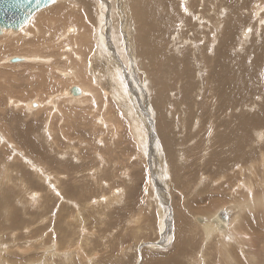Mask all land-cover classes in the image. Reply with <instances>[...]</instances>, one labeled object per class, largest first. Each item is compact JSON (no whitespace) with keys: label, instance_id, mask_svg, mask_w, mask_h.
I'll use <instances>...</instances> for the list:
<instances>
[{"label":"rangeland","instance_id":"1","mask_svg":"<svg viewBox=\"0 0 264 264\" xmlns=\"http://www.w3.org/2000/svg\"><path fill=\"white\" fill-rule=\"evenodd\" d=\"M104 1L106 3H109L112 0L111 1L110 0H104ZM113 1L116 2L117 4L113 3V2L109 3L110 4L109 8H107V10H105V12H106L105 19L106 20L104 21L103 26H101V28H102V33L107 34V37L110 40L109 52L112 55V59L114 61H116L118 64H121V62L123 64V62L125 61V57L123 56L124 54H122L121 50H118V47L115 44V39L116 40H119V39L122 40L125 37H120L119 30H117V32H115L114 28L115 29H118V28L114 26L113 18L119 19L117 12H118V14H121V12L117 6H119L120 1H124V0H118V1L113 0ZM163 1H165V0H163ZM188 1L190 4L186 3ZM192 1L193 0H171V1H167L165 3L166 9H168L170 7L169 9L173 10V12L175 13L172 16H168L170 18L165 17L161 21L164 26L167 23L171 22L170 19H173L175 22L174 23L172 21V23L170 24L169 27H172V28H170V30L161 31V32L165 31L164 33L168 34L167 48L169 50L166 49V53H167L166 55L173 54V51H172V53H169L172 50L173 45L178 46V47L181 46V47H184L185 49L187 46L190 47L191 44L195 43V40L191 41V37L195 38L197 41H200V39L204 38V41H205V43L203 44L204 46L206 44H209L210 42L216 41L217 44H215V45H216L217 51L218 50L222 51V49H229L230 52H232L233 57H231L232 59H229L231 61H229L228 58L223 57L224 61L227 62V64L229 65L230 68H235V69H237L236 68L237 65H240L242 63L244 64L245 74L242 75V76H244V81H243V84L241 86L251 89L252 91L250 92V94H253V95H249V98L246 101L247 102L246 105L248 103L250 104V102L253 103L252 104L253 111L249 112L246 109H244V111L240 110L238 112L245 113V114L250 113L249 115H254L256 113H260V111L262 110L261 109L262 105L260 103V100L264 104V95H263L264 94V88H263L264 87L263 86L264 85V75H263L264 74V60L261 61V64H260V62L257 63L256 59H257V57H259L258 56L259 54L256 53V50L260 51V49H261L262 52H264L263 51V49H264V29L261 30V33H260L261 34L260 38L262 37V39L256 38L257 39L256 40L255 37H252L251 42H254L255 44L250 42L251 44H249V46L247 45L246 46L247 48L243 47L244 50L238 51V52H240L238 54V52L235 51L236 45L238 43H236L235 46L222 45V42L228 36L226 31H225L227 28V25H226L227 21H225L223 23V24H225L224 27L226 26V28H223L219 33L215 32V29H217L219 27L218 25L220 24V21H221L219 16L222 13V9L225 8V6H224L225 0H212V2L215 1L216 8L213 6L208 7V5L210 3L207 6L203 7L202 4L200 3V2H202V0L194 1V2H196V4H194V2L192 3ZM64 2H65L64 0H60L59 3L55 4V6L53 5L52 8L48 9L52 13L47 11V9L44 10L45 14L48 15V19H50V17L52 16V14L55 13V11H57L58 9L65 6V4H62ZM126 2L128 4L129 3L131 4L132 2L135 3L136 1L135 0H126ZM143 2L145 3L144 4L145 7L147 8L146 2L145 1H143ZM238 2H240L241 4H243L244 2L248 3V4L250 3L248 5V8L250 9V7L252 8L253 5H255V4L261 5L262 3H264V0H257V1L256 0H249V1L238 0ZM123 3L120 2V4H123ZM93 4L96 7V2L95 3L93 2ZM181 4L182 5L186 4L184 7L185 8L189 7L194 16H195V14H197L195 16V17H197V19H200V16H201L202 20H203L204 16L206 17V20H204L203 23H201L203 25L202 26L200 25L202 28L197 27V23L195 21L191 20V16L189 15L188 12L186 13V10L180 9L182 7ZM112 5H115V6H112ZM199 5L201 8L199 7ZM213 5H214V3H213ZM230 5H231V7L226 6L227 10L225 9V11L227 12V15H228L227 20H230L229 16H231V18H236V16L234 15V10L232 11L233 4L230 3ZM192 6H194V8ZM70 7L74 8L76 13H73V11L70 9ZM179 9L182 11H180ZM198 9H200V10H198ZM52 10H54V11H52ZM112 10L113 11L115 10V11L113 12ZM70 11L72 12V15H74L76 17H83L84 18V16H85V18L84 19H78V18L71 17L70 21L66 20L65 16H67ZM203 11H206V13H203ZM48 12L50 15L48 14ZM42 13H44V12H42ZM181 14L184 15V17ZM61 15H62V18H60L61 16L59 15L57 18L55 17V20H48L49 22L47 21L48 26L44 27L46 30L45 33L41 28V35L39 36L38 40L36 41V45L31 46V47H36V48L40 49V51H42L44 53L43 54L44 57H51L52 58L50 61H45L48 64H45L43 61H31V60H29V62H27V63L12 64V63H8V59H7L6 64L0 67V77H1L0 78V94H2V95H0V128H1L0 129V139H1L0 140V175H1L0 176V188L2 187L0 190V194L5 195L8 192V193H12V195H9V196H11V197L13 196L12 197L13 199L11 198V204L9 203V205H6V207H5L6 209H3V210H5L4 214L0 212V264H165V263L166 264H203L204 262H206L205 264H227V261H226V250L227 249H225V248L218 249L215 247V245L222 246V244L224 243V241L226 239L228 242L229 241V235H224L222 237L221 236L219 237L218 235H213L211 237L210 242H208V240L204 238V233H203L204 230H203L202 226H200V223L205 222V221H206V223L207 222L212 223L213 220L211 218L217 211H222L224 208H226V206L229 207L232 204L236 206L238 203V206H239L240 205L239 202H244V200L249 197V191H248V193H246L247 190L244 187V183L248 179L247 176L249 174L248 170H246V169H248V165H249L248 163L249 162H252L253 160H255V158H257L259 156L261 157L262 155H264V137L262 139L258 138L260 140V146L262 148L261 152L259 150L256 152L255 147H257V146L254 147V144L256 143V140H254V138L251 140L250 143H248V145L244 146L241 149V151H243L241 153L243 158H244L243 162L245 163V164H243L244 170H242L244 172L243 176L242 175L236 176L234 174V171H228L229 168H232L231 165L233 166L235 164V162L230 163L231 165L228 164L229 166H227V168L225 167V168L221 169L220 167L222 164L220 163V161L225 158L224 156L226 155V153L225 154L219 153L221 151V147L219 146V144L216 145L217 146L216 147V146H212L209 143V140H208L209 138H206V135L208 132L206 129H208L209 123H206V124L204 123L205 121L208 122V121L213 119V117H212L213 115L211 114V112H212L211 107L216 103L214 102L215 100L212 101V103H211V100L213 99L214 94H211L212 97L210 96V94L207 95L206 100L200 99V100H202L201 101L203 103L202 104V103H199L200 100L198 98H196L198 96V92L196 90H193L192 97H190L189 99H191V98L193 99V96H194L195 97L194 100H196L195 101L196 103H194V101L192 99L188 100L189 101L188 103L191 102L190 107H189L190 111L188 112V104L187 103L186 104L178 103L177 98H176V106L177 107L175 108L174 107L175 102L171 101V99L174 98V96L171 97V94L173 92H174L173 94H175V93L178 94L179 91L177 90V87L178 86L180 87L181 85L179 83H177L175 85V88L174 87L168 88L167 92L170 93L171 90H173V92L171 91V94L169 95L170 98L168 100H170V101L168 102V100H167V102H166V99H167L165 96L166 90L160 89L161 92H163V94H162L160 91H158V90L156 91V89H154V86H155L154 84H155L156 80L150 81V78L148 77V78L144 79L145 81L144 80L140 81V80H142L141 77H143L141 75V73L144 72V71H142V67H143V64L146 62V60H144V59L134 60V62H129V63H128V60L125 61L124 65L125 66L127 65L126 70L123 68V65L121 64L122 65L121 66L122 73L124 72V75L126 77H127V75L130 76L127 78L125 76H124V78L122 76L121 77H122V81H123L124 86L126 87L125 84L128 85L127 93H128L129 101L131 98L134 99V100H132V101H134V103H133L134 108L136 109L137 112H139V113L141 112L140 113L141 118H144L146 120V123H145L146 131L145 132L149 136L147 138L148 139L147 140L148 145H147L146 155H145V153L140 152L139 147H137V144L135 143V140H136V137L134 136L135 134H132V131L129 130L131 127V123H130L129 118L127 117L128 113L125 112V110L124 111L121 110L124 108L120 109V107L117 106V105H119L118 102H116V100L113 99V97L111 95H109L108 92H107V94H106V92H100L102 95H100V93H99V96H98L99 98L96 101V103H94V104H92L91 102H88L87 105L81 106L78 104L75 105L72 103H67L65 101L64 102L61 101L59 103L60 106L56 107V109H59L60 112L55 113L57 116L56 115L52 116L53 117L52 120L54 121V119H55L54 125L52 124L53 122L51 120V117H50V120L48 119L49 118L48 117L49 112H46V111L43 112V111H41L42 109L37 108V109H39L38 112L41 111V112H39L40 116H38L39 113L38 114L36 113L37 109H36V111L31 112V113L30 112L26 113V111L24 109L23 110L17 109L19 111H17V110L13 111L12 107L9 106V102H10L9 98L10 97H12L11 99H13V100H19L20 99V101H23V102H28L27 100H30L32 102H38L37 98H39V99L43 98V100H45L47 98L46 93L56 95L59 92L58 90L62 91V90L67 89L70 86L66 83L62 84V82L59 81V79H63V78L57 72L59 68L67 71L66 68L71 67L70 65L63 63V60L61 58L63 54H67V53H66V49H64V45L62 44V41H60V42L58 41L59 37H61L62 34L64 33L63 29H65V28H61L60 23L64 27H66L65 26L66 24H67V26H73L72 20L75 22L74 19H78V22L80 21L83 23L82 24V31H83V26H84V28L86 27L85 28L86 30L84 31L85 33H89V34L92 33L93 34L92 36L95 37L100 32L99 29L98 30L96 29L95 22H94V28L88 26L89 24L91 25V22L89 20H87L88 14L86 11H84L83 7L80 4L74 5L73 1L71 3L69 2V4H67L64 7V12ZM93 15H94V13H93ZM174 16L176 17V19L173 18ZM178 16H179V18H178ZM246 16L249 17V16H251V14H247ZM207 18L208 19L211 18V21L208 22ZM38 19H42V18L40 17ZM38 19H35L34 25L31 26L32 29H31V27L26 29L27 32L25 30L23 31V28H22V30H20L19 32H16V33L7 32L8 36L6 35V33H4L2 36H0V59L1 60H3L4 58L6 59L7 57L10 58V57H19V56H23V55L25 56L26 55V53L20 54L21 52L18 53L17 50H15L14 48L12 49L11 46H7L6 45L7 42L5 41V38H8L9 36L13 38V37H15V35H18V33H21L24 36L27 35V33L30 31H32L34 33L35 32L34 28L36 29L35 22L37 21L36 23L38 24V22H39ZM59 19H61V20L58 21ZM93 19L94 20L98 19L97 15L96 16L94 15ZM107 19H109V20H107ZM164 19H166V20L168 19L167 22ZM250 21H251V25L255 26V27H253L254 31L258 32V27L256 25V24H259L258 18L253 19V16H252ZM40 22H41V20H40ZM55 22H56V25L54 24ZM232 22H233V20H232ZM248 23H250V22H247V23L241 25L242 27L240 28V30H238L237 42H239V40L242 39L241 38L242 32L247 27L246 25ZM194 25H196L197 31H196L194 36H191L193 34L192 30L194 29L193 28ZM120 26H121V23H120ZM231 26L232 25L230 24L229 27H231ZM259 26H260V24H259ZM89 27H90V30H88ZM180 28H181L183 34L179 33ZM55 30H56V32L54 34L53 31H55ZM241 30H243V31H241ZM109 31L110 32L112 31L114 33L113 44L111 43L110 35H108L110 33ZM252 31H253V29H252ZM209 32H210V34L207 35ZM198 34H199V36H198ZM23 35H20V37H24ZM171 36L174 38H172ZM184 39H185V41H183ZM202 42H203V40L200 42V44ZM90 43H91V46L89 48V54L91 56L89 55L87 59L89 60V58L94 57L93 58L94 61H93V59H91V60H89L91 63L89 61L87 62L88 64L89 63L91 64V66H90V64L88 66V68L90 70L89 72L91 75L95 76L97 79H98V75H99V79L104 78V76H103L104 71H103L102 66L100 65V62L98 61V57H97L98 55L96 53L97 52V50H96L97 45L93 41ZM171 43H173V44L171 45ZM111 44H112V46H111ZM179 44H181V45H179ZM258 45H260V46H258ZM68 46H69V44H68ZM253 47H254V50H253ZM257 48H260V49H257ZM248 49H249V51L253 52L252 53L253 55L251 54V52L248 51ZM243 51H245V52H243ZM254 52L256 54H254ZM235 54L236 55L238 54L237 56L239 57L238 58L239 61L234 56ZM244 54H245V56H244ZM119 56L120 57L123 56L124 59H123V57L121 59ZM199 56H200L199 52H197L196 58L198 59L197 60L198 62L195 63V67H194L197 76L199 75L198 77L195 76L196 79L198 78L197 80L195 79L198 82L197 86L202 85L201 81L204 80V78H202V73H200L203 63L201 64V62L199 61L200 60ZM240 56L242 58L248 56V58H244L242 60V58ZM95 57H97V58H95ZM249 57H250V59H249ZM262 58L264 59V54H263ZM73 59H75V58L73 57ZM238 62H239V64H238ZM56 63H57V65H55ZM197 63H198V65H197ZM230 63H232V64H230ZM17 64H22L23 66H12V65H17ZM88 64H86V65H88ZM93 64H94V66L92 67ZM101 64L103 65L105 63L102 62ZM257 64H259V65H257ZM40 65H42V66H40ZM209 65L212 67H210ZM209 65H208V67H209L208 71H207V68L204 71L206 73L209 72L208 75L210 77V75L212 73L211 70H219V69H217V66L215 67L214 61H211ZM199 66H201V67H199ZM261 68H263V69H261ZM258 69H261V71ZM144 70L147 71V68ZM111 71L115 72L118 70L115 67H111ZM249 71L250 72L252 71L255 74H253L252 72H251V74H249L250 73ZM4 75H6V76L4 77ZM83 77L84 76H82V78ZM245 77H247V79ZM34 78H35V80H34ZM147 80L149 82H147ZM167 80H169V79H167ZM167 80H165V81L167 82ZM249 80L251 83L249 82ZM256 80H258V81H256ZM45 82L51 83V85L45 86V88L47 87V89H43V87H42ZM143 82L145 83V85ZM139 83H143L142 85L147 86V89L144 88ZM258 83H260V84H258ZM150 84H151V87H153V88H151V90H149ZM198 84H200V85H198ZM104 85L107 87V83H104ZM152 89H153V92L151 93ZM162 90H164V91H162ZM154 92H156V93H154ZM159 92L163 95V98L160 99L161 103H164L163 105H165L168 109L165 106H162V107L168 111V118L170 120V123L173 122L174 129H176V137L180 143V144L176 143V145H174V143H172L173 147L171 148L172 152H176V158L178 159L177 161H180L181 162L180 165L182 166L180 172L176 175V179L174 178V176H171V165H170V163L168 165L166 162L167 160H169V158L167 157V159H166L164 157V151H165V154L168 151V149L165 148V147H167V144H166L167 142L164 140V136L167 133V129H164V131L162 133L160 130V128L163 127L162 123L157 122V113H159V108H160L158 106V103L160 101L157 100L158 99L157 95ZM195 92H196V94H195ZM257 93H259L260 96ZM145 96H146V98L148 97L147 101H150V102H147L145 100ZM252 96H255V98ZM27 97H30V98H27ZM176 97H178V95ZM256 97L257 98L259 97L260 100H257ZM108 98H109V100H108ZM154 98H155V102L151 103V99H154ZM209 98H211V99H209ZM35 99L37 101H35ZM109 103H110V105H109ZM197 103H199V105H196ZM256 103H259V104L257 105ZM103 104L105 106L106 105L107 106L105 107ZM51 105L52 104H50V106ZM111 105H114L115 108H114V106H111ZM208 105H210L211 107H209ZM94 106L97 109L94 108ZM185 106L187 108H185ZM191 106H192V108H191ZM202 106L204 107V111L202 110L203 109ZM208 107L210 108V110ZM254 107H255V109H254ZM116 109H118L120 111H117ZM239 109H241V108H239ZM171 111H172V113H171ZM185 111H187V112H185ZM192 111H194V113L200 112V114H195V118H198V120L201 123H203L202 126H201V123L199 122L200 127L198 126L199 125L198 123L196 124L197 127H192L195 125V122H194L195 118H193V121L189 119L190 118L189 115H190V113H192ZM32 113H33V116H31ZM62 113H63V115H62ZM202 113L204 116L206 114H207L206 116H208V115H209V117L211 116L210 120L206 116H205L206 120H204L203 115H201ZM9 114L12 115V118H10ZM17 114L19 116L21 115L22 119H21V117L17 116ZM24 114H25V117H24L25 120L22 121ZM34 114H35V117H34ZM43 114H44V116H42ZM169 114H171V116H169ZM226 114H230V117L228 115V120L230 119L229 120L230 125L232 127L236 126L237 123H236L235 119L233 117H231L232 111L230 112V110H228ZM94 115H96V116H94ZM107 115H109V116H107ZM175 115H177V116H175ZM218 115H220V114H218ZM114 116H116V117H114ZM172 116H173V119L171 118ZM200 116H202V117L200 118ZM8 117H9V119H7ZM13 117L16 120V122L13 119ZM18 117L20 118L19 119L20 121H18V119H17ZM104 117H106V119H104ZM107 117L111 118V119L109 118L110 121L112 120V118H114V121H112V122H117V124H119V126L121 127L119 130L120 132L118 131L116 138L113 137L115 139V142L117 144L119 151L116 149V153H117L116 154V153H114V150H111L109 147L106 148V152L109 154V155L107 154V156H110V154L112 153L111 157H110L111 161L108 162V160H110V159H109V157L107 159V156H105L106 160H107L105 162L106 163L108 162L107 163L108 165L105 163L106 164V166H105L104 164L101 163L103 165L102 166L100 164V162H102L100 157L96 158L94 156L95 151H96V148L94 146V142L96 139L100 138L101 135L103 138H107V139H109V141L111 140L112 137H110V135L113 136L112 133L114 132V130H112L111 133L109 131L107 135L104 134V131L109 129L108 123H110V122H109V120H107ZM186 117H188V118H186ZM220 117H223V116L220 115ZM45 118L48 120H46ZM120 119L123 122H121ZM174 119H176V120H174ZM201 119H202V121H201ZM9 120L10 121L12 120L13 123L10 122ZM41 121L44 124L46 123L45 126H47V123L50 122L49 123V125H50L49 131L51 130V132H50L51 135L47 136V132H45V131H48L47 127H45ZM190 121H192V126L190 124ZM39 122H41V123H39ZM104 122L107 123V125L105 123L106 127H103L101 125ZM234 122H235V124L233 125ZM81 123L82 124L85 123L87 125H85V124L82 125ZM184 123H186V124H184ZM7 124H8V126H7ZM30 124L32 127H30ZM204 124L207 127L204 126ZM188 125H190V126H188ZM86 126H88V127H86ZM202 127H204V128H202ZM7 128L9 130H7ZM32 128L35 130H33ZM233 128H235V127H233ZM185 129H187V130H185ZM260 129L257 132H262L264 134V125H262ZM188 130H191L192 134H191V132L189 134ZM200 130H202L201 132L203 134L200 132ZM5 131L7 132V134L5 133ZM26 132L28 134H26ZM164 132H166V133H164ZM197 132H200V133H197ZM29 133H33L35 135L34 137L36 140L33 139L34 137L32 134H30V136L32 135V137L29 138L30 137ZM9 134H10V136H9ZM12 134H14V136ZM15 134H17V135H15ZM38 134H40V135H38ZM19 135H21V137ZM26 135H28V136H26ZM23 136H25V137H23ZM41 136L42 137L44 136L43 139H41L42 138ZM36 137L39 138V140ZM13 138H15V139H13ZM25 138L26 139L28 138L27 141H24V140H26ZM117 139H118L119 143H118ZM6 140H8L9 143ZM248 141H246V142H248ZM252 141H254L253 142L254 144L252 143ZM30 142L32 145L30 144ZM72 142L74 144H70ZM82 142L86 143L85 147L80 146V143H82ZM200 142H202V143H200ZM5 143L8 144V146ZM75 143H77V144H75ZM161 143H164L166 145H164V144L161 145ZM9 144H10V146H9ZM12 144H13V146H12ZM1 145H3V148ZM75 145L77 148H79L80 154H78V152H74V154H73V152H71V151H73V149H75ZM96 146H97V148L101 147V149H104V147H105V146H100L99 144H97ZM156 146H158V147H156ZM227 146L229 147L230 145H227ZM49 147L52 148L53 150L49 149ZM106 147H107V145H106ZM217 148H220V149H217ZM42 149H44V150H42ZM112 149H114V147H112ZM163 149H165V150H163ZM16 150H17V152H16ZM41 150H42V153H41ZM65 151L71 152L70 155H68ZM254 151H255V153H254ZM45 152H46V154H45ZM47 152H48V154H47ZM187 152H188V154H187ZM250 152H251V155H250ZM49 153H51L52 155ZM215 153H217L216 154V156H217L216 160H214L213 162H209V160H206L212 156L211 154H215ZM53 154L55 155L56 158L54 157ZM227 154L230 156V153H227ZM255 154H257V155H255ZM44 155H46V156L44 157ZM49 155H51V156H49ZM58 155H59V157H57ZM62 155H63V159H61ZM116 155L120 159H118L116 157ZM143 155H145V156H143ZM179 155H180V157H179ZM208 156H209V158H208ZM250 156L252 157L251 158L252 160L247 159ZM50 157H53L54 159H57V160H59V159L62 160V165L58 166V165L54 164V166L49 167V164H48L49 161L48 162H45V161H47V159H49ZM72 157H74V158H72ZM112 157H114V158H112ZM226 157H227V155H226ZM260 157L257 160H255V162H254V166L256 163H257V165H258V163L260 165L255 166L257 168V170H256L257 173L255 175L256 177L254 176L252 178V180L254 179L255 181H258L257 182L258 184H257L256 189H255L258 191V193H257L258 196L264 195L263 194L264 193V174H263V170H262L263 167L261 165L262 162H261ZM42 158H44V159H42ZM93 158L95 160H93ZM114 159L116 161H114ZM36 161L37 162L40 161V162L35 164L34 162H36ZM203 161H204V163H203ZM66 162H70V164L66 163ZM43 163H44V165L42 166ZM45 163L48 166H46ZM109 163L112 164V166L109 165ZM161 163H162V169L159 168V165H161ZM34 164L35 165H37V164L41 165L43 168L45 167V171H47V172L51 171L53 175L55 174L54 175L55 177L58 176L57 178L60 182V183H58L59 185H57L54 181L52 182L49 180L47 181L48 182L47 183L46 180L43 179L42 176L37 177L36 176L37 174L34 171H32V169H33L32 165H34ZM98 164H99V168L101 170V171L100 170L98 171L101 174V178H102V174H103V178L99 182H98V180H95L94 178H92L93 176H91V175H94V172H91V171L96 170L95 166H97ZM177 164H178V162H177ZM205 165H207V166H205ZM60 166H61V168H60ZM107 166H111V167H107ZM29 167H30V169H29ZM103 167H107V168L104 169ZM123 167L126 168V171H125L126 174L125 175L128 176L127 178H125L126 176L122 174L124 172L122 170ZM56 168H59V169L57 170ZM28 169H29V171H26ZM108 169H109V172H108ZM30 170L32 172H30ZM63 170H65V171H63ZM81 170H87V171H86V173H85V171H83L80 174H77L78 171H81ZM113 170H115L114 177H113V174H111L112 173L111 171H113ZM207 170H209V171H207ZM105 171H107L109 173V175H110L109 179L107 177H105V175L107 174V172H105ZM165 171L168 174V176L165 174ZM245 171H246V175H245ZM9 172H10V175H8ZM33 172L36 175H33ZM30 173H32V175ZM60 175H62V176H60ZM258 175H260V176H258ZM17 176H19V177H17ZM24 176L27 178V181H26V178ZM34 176H36V177H34ZM262 176H263V178H261ZM1 177L3 178V180ZM104 177L107 180H105ZM19 178L21 179V181ZM35 178H36V180H35ZM1 180H2V182H1ZM17 181L20 182L21 184L18 183ZM35 181H37V182H35ZM79 181H80V183H79ZM6 182L7 183L12 182V184H7V185L5 184L4 185V183H6ZM25 182H26V184H25ZM101 182H103V183H101ZM1 183L4 186H1ZM15 183H17L18 187H20L21 189L20 188L17 189L18 187ZM53 183H54V185H53ZM97 183H98V185H97ZM100 183H101V185H100ZM107 184L109 186H106ZM12 185H14L16 187H14ZM22 186H23V188H22ZM54 186H55V188H54ZM57 186H59V187L57 188ZM110 186H113V187H110ZM60 187H63V189L61 190L62 192H60V189H61ZM181 187H182V190H181ZM66 188H68V190H66ZM97 188H99V189H97ZM220 188H222V189H220ZM113 189L117 190L118 193L120 191L123 192L122 193L123 196L120 199L121 201L120 200H118V202L113 201V203H110L109 201L107 202L106 200L103 201L102 198L105 196L109 197L110 192H113ZM121 189H123V190H121ZM204 189H206V190H204ZM52 190L54 191V193H52L53 192ZM72 190H73V192H72ZM255 190L253 191L254 194H255ZM48 191H50V192L52 191V192L50 193ZM181 191L183 192V194ZM20 192H21V194H19ZM56 192H57V194H56ZM69 192H70V194H69ZM90 192H92V193H90ZM35 193L39 194L40 197L38 199L35 198ZM42 193H46V196H45V194H42ZM59 193H61V195ZM76 193H78V194L75 195ZM79 193L81 194V196L79 195ZM233 193H236V194H233ZM237 193H238V195H237ZM62 194L66 195V196L64 195L65 198L68 197L70 199H68V198L65 199L64 196L62 197ZM72 194H74V196ZM84 194H86V195L84 196ZM14 195H16V196H14ZM31 195L34 197H32ZM71 195H72V197H71ZM240 195H241V197H240ZM2 196L3 195H0V197H2ZM75 196H77V197H75ZM82 196H83V198H82ZM14 197L16 199H14ZM94 197H95V199H94ZM77 198H79V200H76ZM84 198H85V200H84ZM262 198H264V197H262ZM34 199H35V201H34ZM259 199H261V198H259ZM72 200L74 201V203L80 201L79 203H77L79 205H76V207H75L72 204V202H73ZM67 201H70V202L72 201V202L70 203ZM256 202H257V200H253V203L251 204L252 208L247 209V211H243V215L247 219V220H244L243 227L245 230L250 231V235H251L252 239H249V238L248 239L250 242L253 241L254 243L253 242L250 243L249 241L246 243H243L244 247H243V249H241L237 245V243L229 241L230 246H234L235 249L238 251V254H237L238 260L239 261L243 260V264H264V243H263L264 242V230H263L264 229V227H263L264 226V205H263L261 200L258 201L259 202L258 206H257V204H254ZM91 204H92V206H89ZM188 204L190 207L188 206ZM10 205H12V206L10 207ZM44 206H45L46 210L44 209ZM78 206L80 207L81 210L78 208ZM261 206H262V208H261ZM76 208H78V210H76ZM85 208H87V209H85ZM157 209L159 211L160 210L161 211L159 212ZM190 209H192V210L190 211ZM253 209L255 211H253ZM0 211H2V210L0 209ZM6 212H7V215H5ZM13 212H16V213H13ZM211 214H213V215H211ZM160 215L162 218L160 217ZM176 216L178 217V219ZM1 217H3V218H1ZM206 217H208V218H206ZM198 218H200V219H198ZM3 220H4V222H3ZM75 222H77V223H75ZM70 224H72V225H70ZM191 224H193V225H191ZM68 225H70V226H68ZM80 225H82L83 227L85 226V228H83V229L86 231V233H84L85 231L82 228H80V227H82ZM147 225H149V226L147 227ZM66 229H67V231H66ZM253 230L256 231L257 234H254ZM260 230H263V231H261V233H260ZM70 231H72L71 233L73 235L69 234ZM82 231H83L84 235H83ZM64 232L68 233L69 235L68 234L65 235ZM216 234H217V232H216ZM82 235H83V237L85 236L84 237L85 239L82 237ZM86 235H88L89 237H87ZM69 236H71V237L73 236V237L70 238ZM78 236H79V238H78ZM69 238H70V240L68 241ZM81 238H83V240ZM86 238H88V239H86ZM218 238H219V240H218ZM224 238H226V239L224 240ZM255 238L257 239L258 243H257ZM258 238H260V239H258ZM81 240L83 242H81ZM84 240H87V241H84ZM55 242H56V245H55ZM177 242H178V244H177ZM63 243H64V245H63ZM179 243L183 246L181 249L182 251H179L177 253L178 247H180ZM254 244H255V248H253ZM246 245H248V246H246ZM2 246H3V248H2ZM56 246H58V247H56ZM175 246H176V256L173 253ZM150 247H151V249H150ZM249 247H250V249H249ZM67 248H68V250H66ZM47 249H48V251H47ZM57 249L60 251V253H59V251H56ZM69 249H71V250H69ZM22 251H23V253H22ZM31 251H33V252H31ZM61 251H62L63 255L61 254ZM54 253H55V255H54ZM56 253H57V255H56ZM66 253H67V255L68 254L69 255L66 256L65 255ZM179 254H181V255H179ZM46 255H47V257H46ZM245 255L247 258L245 257ZM53 257H55V258H53ZM172 257H173V259H172ZM174 257H176V258H174ZM197 260H199L200 263H196ZM234 260H235V258H234Z\"/></svg>","mask_w":264,"mask_h":264},{"label":"bare ground","instance_id":"2","mask_svg":"<svg viewBox=\"0 0 264 264\" xmlns=\"http://www.w3.org/2000/svg\"><path fill=\"white\" fill-rule=\"evenodd\" d=\"M65 2L64 3H62V4H65V6L67 5V4H69V2L71 3L72 1H73V3H74V5H78V4H80L82 7H83V9H84V11H86L87 12V14H88V17H87V20H89L90 22H91V25L89 24L88 26H90V27H93L94 28V22H95V27H96V29L98 30L99 29V33L97 34V36H92L93 34L91 33V34H89V33H85L84 31L86 30L85 28H84V26H83V31H82V22H78V19H84L85 18V16H84V18L83 17H76V16H74V15H72V12L70 11L69 12V14L67 15V16H65L66 17V20H69L70 21V18L71 17H74V18H78V19H74L75 20V22L72 20V22H73V26H67V24L65 25L66 27H64L63 25H61V23H60V26H61V28H65V29H63L64 31V33L62 34V36L61 37H59V39H58V41L60 42V41H62V44L64 45V49H66V53L67 54H63L62 55V60H63V63H66L67 65H70L71 67H68V68H66L67 69V71L66 70H63V69H58V73L62 76V78L63 79H59V81L60 82H62V84L63 83H66V84H68V85H70L67 89H65V90H62V91H60V90H58L59 92V94L57 93L56 95H54V94H50V93H46V95H47V98L45 99V100H43V98H41V99H39V98H37V100H38V102H32V101H30V100H27L28 102H23V101H20V99L19 100H13V99H11L12 97H10L9 99H10V102H9V106H11L12 107V109H13V111H15V110H17V109H24L25 111H26V113H28V112H34V111H36V109L37 108H39V109H42L41 111H46V112H49L48 113V119L50 120V117H51V120H52V116H54V115H56L55 113L57 112V113H59L60 111H59V109H56V107H58V106H60L59 105V103L61 102V101H65V102H67V103H72V104H78V105H87V103L88 102H91L92 104H94V103H96V101L98 100V96H99V93L100 92H106V94H107V92L109 93V95H111L112 97H113V99H115L116 100V102H118V104L119 105H117V106H119L120 107V109L121 108H124V109H121V110H125V112H127L128 114H127V117L129 118V120H130V123H131V127H130V129L129 130H131L132 131V134H135L134 136L136 137V140H135V143L137 144V147H139V149H140V152L142 153H145V155H146V152H147V145H148V134L145 132L146 131V126H145V123H146V120L144 119V118H141V116H140V113L139 112H137L136 111V109L134 108V105H133V103H134V101H132V100H134V99H130V101H129V98H128V93H127V87H128V85L127 84H125L126 85V87L124 86V84H123V81H122V77L124 78V72L122 73V71H121V66L123 65V68L126 70V66L124 65V62L125 61H127L128 60V63L129 62H134V60H138V59H144V60H146V62L143 64V67H142V71H144V72H142L141 73V75L143 76V77H141V79L142 80H140V81H143L144 79H146V78H150V81H153V80H156L155 81V86H154V89H156V91L158 90V91H160L161 92V90L160 89H164V90H166V92H165V96H166V102H167V100L170 98L169 97V95L171 94V91L173 92V90H171L170 91V93L169 92H167V90H168V88L170 87V88H175V85L177 84V83H179L181 86L179 87H177V90L179 91V93L177 94V93H175V94H171V97L172 96H174V98H172L171 99V101H173V102H175L174 103V107L176 108L177 106H176V98H177V101H178V103H181V104H188V112L190 111L189 110V107H190V104H191V102L190 103H188L189 101L188 100H191V99H189L190 97H192V92H193V90H196L197 92H198V96L196 97V98H198L199 100L200 99H207V95H209L210 94V96H211V94H214L213 95V99L211 100V103H212V101H214L216 104H214L212 107L210 106V105H208L209 107H211L212 108V112H211V114L213 115L212 117H213V119L212 120H210V117H209V115L208 116H206L210 121H205L204 123L206 124V123H209V125H208V129H206L208 132H207V135H206V138H209L208 140H209V143L212 145V146H216V145H218L219 144V146L221 147V151L219 152V153H221V154H225L226 153V155H227V157H226V155L224 156L225 158L224 159H222L221 161H220V163L222 164L221 165V169L222 168H227V166H229V165H231L230 163H233V162H235V164L232 166L231 165V167L232 168H229L228 169V171H234V174L236 175V176H243V174H244V172L242 171V170H244V165L243 164H245L244 162H243V156H242V152L243 151H241V149L244 147V146H246V145H248V143H250L251 142V140L254 138V140H256V143L254 144L253 142L254 141H252V143L254 144V147L255 146H257V147H255L256 148V152L259 150L260 152H261V146H260V140L259 139H262L263 137H264V134L262 133V132H257L260 128H261V126L262 125H264V104L261 102V100L259 99V97L257 98V100H260V103H261V111H260V113H256V114H254V115H249V114H245V113H241V112H238V111H240V110H243L244 111V109H246L247 111H249V112H252L253 111V106H252V104L253 103H251L250 102V104L248 103L247 105H246V101H247V99L249 98V95H253V94H250V92L252 91L251 89H249V88H245V87H243V86H241L242 84H243V81H244V76H242L243 74H245V67H244V64L242 63V64H240V65H237V69H235V68H230L229 67V65L227 64V62L226 61H224V59H223V57H226V58H228V60L229 59H232L231 57H233V54H232V52H230V50L229 49H222V51H217L216 50V45L215 44H217L216 43V41H213V42H210L209 44H206L205 46L203 45L204 43H205V41H204V38H202V39H200V41H197L195 38H192L191 37V41L192 40H195V43L194 44H191L190 45V47H186V49L184 48V47H178V46H172L173 48H172V50L169 52V53H172V51H173V54H169V55H166L167 53H166V49L167 50H169L168 48H167V37H168V34H166V33H164V32H161V31H163V30H166V31H168V30H170V28H172V27H169L170 26V24L172 23V21L174 22V20L173 19H170L171 20V22L170 23H165L166 25L164 26L163 24H162V20H163V18H167L168 16H172V15H174L175 13L173 12V10H170L169 8L168 9H166V6H165V3L167 2V1H171V0H165V1H163V0H135L136 2L135 3H127L126 2V0H124V1H120V2H124L123 4H120V2H119V6H117L119 9H120V12H121V14H118V12H117V15L119 16V19H117V18H113V23H114V26L115 27H117L118 29H115L114 28V30H115V32H117V30H119V32H120V37H125L124 39H122V40H116L115 39V44L117 45V47H118V50H121V52H122V54H124L123 56L125 57V61L123 62V64H122V62H121V64H118L116 61H114L113 59H112V55H111V53L109 52V49H110V47H109V44H110V40H109V38L107 37V34H103L102 33V28H101V26H103V23H104V21L106 20L105 19V14H106V12H105V10H107V8H109V6H110V4L109 3H116V2H114L113 0L111 1V2H109V3H106L104 0H64ZM118 1V0H117ZM143 1H145L146 2V5H147V8L145 7V3L143 2ZM194 1H196V0H193L192 1V3L194 2ZM241 1V0H240ZM247 1H249V0H247ZM257 1V0H256ZM60 2V1H59ZM58 2V3H59ZM93 2L95 3L96 2V7H95V5L93 4ZM186 3H189V1L188 2H186ZM198 3V2H197ZM201 4H202V6L203 7H205V6H207L209 3V5H208V7H210V6H213V7H215L216 8V5H215V1L214 2H212V0H202V2H200ZM199 3V4H200ZM213 3H214V5H213ZM230 3H232L233 4V9H232V11L234 10V15L236 16V18H231V16H229V18H230V20H227V17H228V15H227V12L225 11V9L227 10V7L229 6V7H231V5H230ZM109 4V5H108ZM117 4V3H116ZM139 4V5H138ZM178 4V3H177ZM190 4V3H189ZM194 4H196V2H194ZM250 4V3H249ZM248 3H243V4H241L240 2H238V0H225L224 1V6H225V8H223L222 9V13L220 14V24L217 26L218 28L217 29H215V32H217V33H219L223 28H226V26L224 27V25L225 24H223L225 21H227V23H226V25H227V28H226V33H227V38L222 42V45H225V46H235L236 45V43H238L237 45H236V49H235V51L236 52H238V51H240V50H244L243 49V47L245 48L247 45L249 46V44H251V43H254V42H251V39H252V37H255V39L256 38H260V36H261V30H263L264 29V3H262L261 5L260 4H255V5H253V7L251 8L250 6V9L248 8V5H249ZM167 5V4H166ZM186 5V4H185ZM185 5H182L181 4V8L180 9H183V10H186V13L188 12L189 13V15L191 16V20L192 21H195L196 23H197V27L198 28H202L201 26L203 25V24H201V23H203V21L204 20H206V17L204 16L203 17V20L201 19V16H200V19H197V17H195L197 14H195V16L192 14V11L190 10V8L189 7H187V8H185L184 6ZM193 5V4H192ZM55 6V5H54ZM64 6V7H65ZM112 6H115V5H112ZM111 6V7H112ZM170 6V5H169ZM189 6V5H188ZM227 6V7H226ZM53 6H51V7H49V8H47V11H49L48 9H50V8H52ZM64 7H62V8H60V9H58L57 11H55V13L54 14H52V16L50 17V19H48V15L47 14H45V11L43 10V11H40V12H38L35 16H34V18L35 19H38V18H42V19H38V24L35 22V26H36V29L34 28V33L32 32V31H30L31 29H32V27L31 26H33L34 25V21H35V19L33 18V20L32 21H30L29 22V24L25 27V28H23V31L25 30L26 32H27V30L26 29H28L29 27H31V29L29 30L30 32H28L27 33V35H23V34H21V33H18V35H15V37H8V38H5V41L7 42L6 43V45L7 46H11V48L13 49H15V50H17V52L19 53V52H21L20 54H23V53H26V55L24 56H19V57H10V58H4L3 60H1L0 59V67L1 66H3V65H5L6 64V60L8 59V63H12V62H10L13 58H20V59H23V62H16V63H27V62H29V60H31V61H43L45 64H48V63H46L45 61H50L52 58L51 57H44L43 56V52L42 51H40V49H38V48H36V47H31V46H35L36 45V41L38 40V38H39V36L41 35V28H42V30L44 31V33H45V28L44 27H46V26H48V23H47V21L48 20H55V17L57 18L59 15L61 16L60 18H62V13L64 12ZM193 8H194V6H192ZM199 7H200V5H199ZM198 7V8H199ZM202 7V8H203ZM55 8V7H54ZM53 8V9H54ZM123 8V9H122ZM173 8V7H172ZM201 8V7H200ZM70 9L73 11V13H76V11H75V9L74 8H72V7H70ZM118 9V10H119ZM125 9V10H124ZM179 9V10H180ZM46 10V9H45ZM55 10V9H54ZM54 10H52V11H54ZM116 10V9H115ZM114 10V11H115ZM117 10V11H118ZM175 10V9H174ZM178 10V11H179ZM198 10H200V9H198ZM224 10V11H223ZM113 11V10H112ZM111 11V12H112ZM113 11V12H114ZM180 11H182V10H180ZM211 11V10H210ZM209 11V12H210ZM42 12H44V13H42ZM50 13H52L51 11H49ZM49 12H48V14H49ZM94 13V15L96 16L97 15V18L98 19H96V20H94L93 19V17H94V15H93V13ZM110 12V13H111ZM119 12V13H120ZM203 13H206V11H203ZM211 13V12H210ZM183 14V13H182ZM181 14V15H182ZM247 14H251V16H246ZM50 15V14H49ZM114 15V14H113ZM93 16V17H92ZM121 16V17H120ZM183 17H184V15H182ZM252 16H253V19L255 18V19H257L258 18V23L260 24V26H259V24H256L257 25V27H258V32L256 31H254V28L253 27H255L254 25H251V21H250V19L252 18ZM257 17V18H256ZM168 18H170V17H168ZM173 18H175L176 19V17L174 16ZM178 18H179V16H178ZM182 18V17H181ZM40 20H41V22H40ZM61 19H59L58 21H60ZM107 20H109V19H107ZM164 20H166V19H164ZM168 20V19H167ZM167 20H166V22H167ZM181 20V19H180ZM202 20V21H201ZM207 20H208V22H210L211 21V18L210 19H208L207 18ZM232 20H233V22H232ZM49 22V21H48ZM108 22V21H107ZM106 22V23H107ZM247 22H250V23H248L246 26V28L244 29V31L243 30H241V31H243L242 32V39L241 40H239V42H237V32H238V30H240V28L242 27L241 25H243V24H245V23H247ZM69 23V22H68ZM120 23H121V26H120ZM175 23V22H174ZM55 25H56V22L54 23ZM230 24L232 25L231 27H229L230 26ZM54 25V26H55ZM93 25V26H92ZM201 25V26H200ZM34 26V27H35ZM59 26V27H60ZM58 27V26H57ZM56 27V28H57ZM90 27L88 28V30H90ZM108 27V26H107ZM197 27H196V25H194L193 26V34L191 35V36H194L195 35V33H196V31H197ZM262 27V28H261ZM109 28V27H108ZM113 29V28H112ZM179 29V28H178ZM252 29H253V31H252ZM113 30V31H114ZM62 31V30H61ZM9 32V31H8ZM48 32V31H47ZM54 32V34H55V32H56V30L55 31H53ZM110 32V31H109ZM172 32V31H171ZM174 32V31H173ZM177 32V31H176ZM211 32V31H210ZM210 32L207 34V35H209L210 34ZM6 33V35L8 36V34H7V32H5ZM179 33L180 34H183L182 33V30H181V28H180V31H179ZM191 33V32H190ZM189 33V34H190ZM199 33V32H198ZM26 34V33H25ZM20 35H23L24 37H20ZM37 35V36H36ZM108 35H110V38H111V43L113 44V40H114V33L111 31ZM119 36V35H118ZM175 36V35H174ZM198 36H199V34H198ZM172 37V36H171ZM11 38V39H10ZM172 38H174V37H172ZM260 39H262V37L260 38ZM203 40V42L200 44V42ZM257 40V39H256ZM95 42V44L97 45V48H96V50H97V57H98V61L100 62V65L102 66V68H103V73H104V78H100L99 79V75H98V79L95 77V76H93V75H91L90 74V70H89V68H88V66H89V64L91 63L89 60H91V59H93V58H89V60L87 59L88 58V56L90 55L89 54V48H90V46H91V43L90 42ZM174 41V40H173ZM183 41H185V39L183 40ZM176 42V41H175ZM178 42V41H177ZM251 42V43H250ZM68 44H69V46H68ZM112 44H111V46H112ZM170 44V43H169ZM173 43H171V45H172ZM255 44V43H254ZM258 44V43H257ZM256 44V45H257ZM179 45H181V44H179ZM203 45V46H202ZM255 45V46H256ZM261 45V44H260ZM260 45H258V46H260ZM263 45V44H262ZM254 46V47H255ZM171 47V46H170ZM251 47V46H250ZM254 47H253V50H254ZM205 48V49H204ZM234 48V47H233ZM247 48V47H246ZM7 49V48H6ZM10 49V48H9ZM112 49V48H111ZM257 49H260V48H257ZM228 50V51H227ZM256 50V49H255ZM136 51V52H135ZM232 51V50H231ZM234 51V50H233ZM248 51H249V49H248ZM259 50H256V53H258L259 55V57H257V63L258 62H260V64H261V61H263L264 59L262 58L263 57V54H264V52H262V50L260 49V51L258 52ZM263 51H264V49H263ZM16 52V53H17ZM197 52H199V57H200V62H201V64H202V67L201 66H199V67H201V71H200V73H202V78H204V80H202L201 82H202V85H200V84H198V85H200V86H197V79H196V77L195 76H197V74H196V72H195V69H194V67H195V63L196 62H198L197 60V58H196V53ZM243 52H245V51H243ZM249 52H251V51H249ZM17 53V54H18ZM120 53V52H119ZM240 52H238V54H239ZM247 53V52H246ZM253 52H251V54H252ZM255 52H254V54H256ZM14 54V53H13ZM121 54V55H122ZM237 54V55H238ZM248 54V53H247ZM94 55V54H93ZM211 55V56H210ZM236 54L234 55L236 58H237V60L239 61V57L237 56ZM253 55V54H252ZM14 56V55H13ZM91 56V55H90ZM96 56V55H95ZM123 56H119L121 59H122V57ZM243 56V55H242ZM244 56H245V54H244ZM73 57L75 58V59H73ZM97 57H95V58H97ZM124 57H123V59H124ZM241 57V56H240ZM242 58V57H241ZM244 58H248V56H246V57H243L242 58V60L244 59ZM249 59H250V57H249ZM236 60V61H237ZM59 61V60H58ZM57 61V62H58ZM90 62L89 64L87 63V62ZM93 61H94V59H93ZM96 61V60H95ZM211 61H214V65H215V67L217 66V69H219V70H211L212 71V73H211V75H210V77H209V75H208V73H206L204 70H206V68H207V71H208V65L210 64V62ZM229 61H231V60H229ZM233 61V60H232ZM60 62V61H59ZM102 62H104L105 64H101ZM234 62V61H233ZM241 62V61H240ZM254 62V61H253ZM16 63H12V64H16ZM61 63V62H60ZM127 63V64H128ZM255 63V62H254ZM86 64H88V65H86ZM131 64V63H130ZM129 64V65H130ZM230 64H232V63H230ZM238 64H239V62H238ZM52 65V64H51ZM55 65H57V63L55 64ZM197 65H198V63H197ZM206 65V66H205ZM212 65V64H211ZM248 65V64H247ZM257 65H259V64H257ZM12 66H23L22 64H17V65H12ZM40 66H42V65H40ZM63 66V65H62ZM90 66H91V64H90ZM94 66V64L92 65V67ZM210 66V65H209ZM232 66V65H231ZM249 66V65H248ZM77 67V68H76ZM111 67H115V68H117V70L120 72H118V71H115V72H112L111 71ZM129 67V66H128ZM127 67V68H128ZM210 67H212V66H210ZM91 68V67H90ZM147 68V71H145L144 69H146ZM65 69V68H64ZM213 69V68H212ZM261 69H263V68H261ZM261 69H258V70H260L261 71ZM93 70V69H92ZM210 70V69H209ZM249 70V69H248ZM254 70V69H253ZM36 71V70H35ZM5 72V71H4ZM93 72V71H92ZM250 72V71H249ZM252 72V71H251ZM251 72L249 73V74H251ZM94 73V72H93ZM253 73V72H252ZM16 74V73H15ZM98 74V73H97ZM253 74H255V73H253ZM84 76L83 78H82V76ZM127 75V74H126ZM264 75V74H263ZM6 75H4V77H5ZM16 76V75H15ZM35 76V75H34ZM122 76V77H121ZM199 76V75H198ZM197 76V77H198ZM247 76V75H246ZM261 76V75H260ZM44 77V76H43ZM126 77V76H125ZM127 77H130V76H128L127 75ZM126 77V78H127ZM212 77V78H211ZM253 77V76H252ZM1 78V77H0ZM3 78V77H2ZM246 79H247V77H245ZM31 79V78H30ZM58 79V78H57ZM130 79V78H129ZM167 79H169V80H167ZM196 79V80H195ZM263 79V78H262ZM261 79V80H262ZM34 80H35V78H34ZM165 80H167V82L165 81ZM260 80V79H259ZM32 81V80H31ZM145 81V80H144ZM164 81V82H163ZM213 81V82H212ZM256 81H258V80H256ZM255 81V82H256ZM147 82H149L148 80H147ZM249 82H250V80H249ZM254 82V81H253ZM104 83H107V87L104 85ZM144 83V82H143ZM143 83H139L140 85H142ZM152 83V82H151ZM200 83V82H199ZM251 83V82H250ZM178 84V85H179ZM247 84V83H246ZM258 84H260V83H258ZM257 84V85H258ZM263 84V83H262ZM46 85H51V83H47V82H45L44 83V85L42 86L43 87V89H47V87L45 88V86ZM130 85V84H129ZM144 85H145V83H144ZM147 85V84H146ZM248 85V84H247ZM59 86V85H58ZM61 86V85H60ZM143 86V85H142ZM264 86V85H263ZM262 86V87H263ZM18 87V86H17ZM25 87V86H24ZM34 87V86H33ZM73 87H77V88H79L80 90H81V92H82V95L81 96H73V95H71L70 93H69V90L71 89V88H73ZM144 88H146L147 89V86H143ZM252 87V86H251ZM39 88V87H38ZM37 88V89H38ZM151 88H153V87H151V84H150V86H149V90H151ZM261 88V87H260ZM264 88V87H263ZM256 89V88H255ZM148 90V91H149ZM164 90H162V91H164ZM259 90V89H258ZM257 90V91H258ZM262 90V89H261ZM176 91V90H175ZM37 92V91H36ZM54 92V91H53ZM153 92V89H152V91H151V93ZM158 93V95H157V97H158V99L157 100H159L160 102L158 103V106L160 107L159 108V113H157V122L159 123V122H161L162 123V128H160V130H161V132L163 133V131H164V129H167V133L166 132H164V133H166L165 134V136H164V140L167 142L166 144H167V147H165L166 149H168V151L166 152V154H165V151H164V157L167 159V157L169 158V160H167L166 162H167V164L169 165V163H170V165H171V176H174V178L176 179V175L180 172V170H181V168H182V166L180 165V161H177L178 159L176 158V152H172L171 150V148L173 147V144L172 143H174V145H176V143L177 144H180L179 143V141H178V139H177V137H176V129H174V126H173V122L172 123H170V120H169V118H168V111L167 110H165L162 106H165V105H163L164 103H161V100L160 99H162L163 98V92H161V93ZM255 92V91H254ZM261 92V91H260ZM154 93H156V92H154ZM32 94V93H31ZM30 94V95H31ZM45 94V93H44ZM148 94V93H147ZM160 94V95H159ZM195 94H196V92H195ZM257 94H259V93H257ZM0 95H2V94H0ZM100 95H102L101 93H100ZM178 95V97H176ZM264 95V94H263ZM6 96V95H5ZM34 96V95H33ZM38 96V95H37ZM43 96V95H42ZM41 96V97H42ZM196 96V95H195ZM209 96V97H210ZM256 96V95H255ZM255 96H252V97H254L255 98ZM259 96H260V94H259ZM35 97V96H34ZM102 97V96H101ZM155 97V96H154ZM212 97V96H211ZM27 98H30V97H27ZM152 98V97H151ZM102 99V98H101ZM147 99H148V97L146 98V96H145V100L147 101ZM195 99V97L193 96V101H194V103H196L195 101L196 100H194ZM197 99V100H198ZM209 99H211V98H209ZM208 99V100H209ZM36 99H35V101H37ZM108 100H109V98H108ZM198 100V101H199ZM170 100H168V102H169ZM202 100H200V102L199 103H202L201 102ZM108 102V101H107ZM147 102H150V101H147ZM154 103L155 102V98L154 99H151V103ZM210 102V101H209ZM33 103H36L37 104V106H36V108H34L33 106H32V104ZM199 103H197L196 105H199ZM50 104H52L51 106H50ZM91 104V105H92ZM115 104V103H114ZM203 104V103H202ZM201 104V105H202ZM257 105L259 104V103H256ZM255 104V105H256ZM104 105V104H103ZM109 105H110V103H109ZM108 105V106H109ZM167 105V104H166ZM256 105V106H257ZM96 106V105H95ZM94 106V108H96ZM105 106V105H104ZM107 106V105H106ZM105 106V107H106ZM111 106H114V105H111ZM116 106V107H117ZM169 106V105H168ZM179 106V105H178ZM182 106V105H181ZM187 106V105H186ZM185 106V108H187ZM244 108H243V107ZM255 106V107H256ZM136 107V106H135ZM166 107V106H165ZM170 107V106H169ZM180 107V106H179ZM195 107V106H194ZM201 107V106H200ZM203 107V106H202ZM208 107V108H209ZM215 107V108H214ZM255 107H254V109H255ZM259 107V106H258ZM63 108V107H62ZM114 108H115V106H114ZM137 108V107H136ZM167 108V107H166ZM181 108V107H180ZM191 108H192V106H191ZM207 108V109H208ZM214 108V109H213ZM239 108H241V109H239ZM39 109H37V114L39 113V112H41V111H39L38 112V110ZM97 109V108H96ZM168 109V108H167ZM178 109V108H177ZM176 109V110H177ZM198 109V108H197ZM196 109V110H197ZM200 109V108H199ZM62 110V109H61ZM90 110V109H89ZM109 110V109H108ZM114 110V109H113ZM117 111H120V110H118V109H116ZM175 110V111H176ZM182 110V109H181ZM201 110V109H200ZM203 111H204V107H203V109H202ZM209 110H210V108H209ZM208 110V111H209ZM228 110H230V112L232 111V116L231 117H233L234 119H235V121H236V126H233V127H235V128H233L231 125H230V119L228 120V115H229V117H230V114H226L227 113V111ZM17 111H19V110H17ZM96 111V110H95ZM258 111V110H257ZM64 112V111H63ZM87 112V111H86ZM179 112V111H178ZM185 112H187V111H185ZM238 112V113H237ZM16 113V112H15ZM171 113H172V111H171ZM204 113V112H203ZM203 113L201 114V115H203ZM8 114V113H7ZM19 114V113H18ZM17 114V116H19ZM36 114V115H37ZM42 114V113H41ZM115 114V113H114ZM125 114V113H124ZM174 114V113H173ZM172 114V115H173ZM182 114V113H181ZM180 114V115H181ZM189 114V113H188ZM195 114H200V112H195L194 113V111H192V113H190V115H189V119L190 120H192L193 121V118H195ZM209 114V113H208ZM218 114H220V115H222L223 117H220V115H218ZM16 115V114H15ZM14 115V116H15ZM29 115V114H28ZM31 115V114H30ZM62 115H63V113H62ZM116 115V114H115ZM121 115V114H120ZM183 115V114H182ZM8 116V115H7ZM9 116H10V118H12V115H10L9 114ZM31 116H33V113H32V115ZM30 116V117H31ZM38 116H40V113H39V115ZM42 116H44V114L42 115ZM57 116V115H56ZM55 116V117H56ZM94 116H96V115H94ZM102 116V115H101ZM107 116H109V115H107ZM117 116V115H116ZM116 116H114V117H116ZM123 116V115H122ZM169 116H171V114H169ZM175 116H177V115H175ZM205 116L203 115V118H204V120H206L205 119ZM19 117H21V115L19 116ZM17 118L18 119V121H20L19 119L20 118ZM24 117H25V114H24V116H23V120L22 121H24L25 119H24ZM34 117H35V114H34ZM46 117V116H45ZM54 117V118H55ZM71 117V116H70ZM69 117V118H70ZM126 117V116H125ZM179 117V116H178ZM199 117V116H198ZM202 116H200V118H201ZM28 118V117H27ZM110 118V117H109ZM109 118L107 117V120H109ZM124 118V117H123ZM172 119H173V116L171 117ZM182 118V117H181ZM186 118H188V117H186ZM7 119H9V117L7 118ZM6 119V120H7ZM13 119H14V117H13ZM12 119V120H13ZM21 119H22V117H21ZM46 119V118H45ZM48 119H46V120H48ZM76 119V118H75ZM103 119V118H102ZM104 119H106V117H104ZM111 119V118H110ZM10 121V122H12L13 123V121L15 120H13V121ZM29 120V119H28ZM65 120V119H64ZM63 120V121H64ZM78 120V119H77ZM81 120V119H80ZM174 120H176V119H174ZM54 121H55V119H54ZM54 121L52 120V124L54 125ZM112 121H114V118H112V120L110 121L109 120V122L110 123H108V126H109V129L108 130H106V131H104V134H108V132L110 131V133L112 132V130H114V132L112 133V135L113 136H111L110 135V137H112L111 138V142L109 141V139H107V138H103L102 137V135H101V137L100 138H98V139H96L95 140V142H94V146H95V148H96V151H95V154H94V156L96 157V158H98V157H100V159H101V161L102 162H100V164L102 163V164H104L105 166H106V164L109 162V161H111V159H110V157H111V154H110V156H107V152H106V148H110L111 150H114V153H116V149L118 150V147H117V144H116V142H115V139L114 138H116V136H117V134H118V131L120 130V126H119V124H117V122H112ZM120 121H121V119H120ZM183 121V120H182ZM181 121V122H182ZM192 121H190V124H191V126H192ZM201 121H202V119H201ZM15 122H16V120H15ZM42 122V121H41ZM41 122H39V123H41ZM66 122V121H65ZM82 122V121H81ZM86 122V121H85ZM89 122V121H88ZM93 122V121H92ZM121 122H123V121H121ZM194 122H195V125L194 126H192V127H197V123L199 124V120H198V118H195L194 119ZM233 122V121H232ZM50 123V122H49ZM49 123H47V126H45V124L42 122V124L45 126V127H47V130L48 131H45V132H47V136H49V135H51V130L49 131V129H50V125H49ZM87 123V122H86ZM105 123L106 122H104V123H102L101 125L103 126V127H106V125H107V123H106V125H105ZM125 123V122H124ZM201 123V122H200ZM34 124V123H33ZM82 124V123H81ZM85 124V123H84ZM84 124H82V125H84ZM184 124H186V123H184ZM204 124V126H206ZM235 124V122L233 123V125ZM17 125V124H16ZM85 125H87V124H85ZM95 125V124H94ZM125 125V124H124ZM203 125V123H201V126ZM7 126H8V124H7ZM6 126V127H7ZM14 126V125H13ZM29 126V125H28ZM35 126V125H34ZM123 126V125H122ZM188 126H190V125H188ZM199 127H200V124L198 125ZM19 127V126H18ZM27 127V126H26ZM30 127H32L31 126V124H30ZM52 127V126H51ZM82 127V126H81ZM86 127H88V126H86ZM97 127V126H96ZM102 127V128H103ZM187 127V126H186ZM198 127V128H199ZM207 127V126H206ZM34 128V127H33ZM32 128V129H33ZM95 128V127H94ZM112 128V129H111ZM202 128H204V127H202ZM1 129V128H0ZM40 129V128H39ZM38 129V130H39ZM88 129V128H87ZM123 129V128H122ZM7 130H9L8 128H7ZM6 130V131H7ZM33 130H35V129H33ZM62 130V129H61ZM60 130V131H61ZM84 130V129H83ZM159 130V129H158ZM185 130H187V129H185ZM192 130V129H191ZM191 130H188V133L190 134V132H191ZM204 130V129H203ZM261 130V129H260ZM5 131V133L7 134V132ZM11 131V130H10ZM27 131V130H26ZM29 131V130H28ZM43 131V130H42ZM93 131V130H92ZM197 131V130H196ZM199 131V130H198ZM202 130H200V132H201ZM14 132V131H13ZM85 132V131H84ZM120 132V131H119ZM200 132H197V133H200ZM16 133V132H15ZM34 133V132H33ZM33 133H29V136H30V134H32L33 135V137L35 136ZM63 133V132H62ZM202 133V132H201ZM2 134V133H1ZM5 134V135H6ZM26 134H28L27 132H26ZM43 134V133H42ZM46 134V133H45ZM191 134H192V132H191ZM203 134V133H202ZM13 136H14V134H12ZM15 135H17V134H15ZM32 135L29 137V138H31L32 137ZM38 135H40V134H38ZM62 135V134H61ZM9 136H10V134H9ZM20 137H21V135H19ZM26 136H28V135H26ZM45 136V135H44ZM43 136V137H44ZM119 136V135H118ZM189 136V135H188ZM23 137H25V136H23ZM42 137V136H41ZM40 137V138H41ZM43 137L41 138V139H43ZM52 137V136H51ZM63 137V136H62ZM109 137V138H110ZM114 137V138H113ZM154 137V136H153ZM8 138V137H7ZM18 138V137H17ZM37 138V137H36ZM188 138V137H187ZM259 138V139H258ZM13 139H15V138H13ZM26 139V138H25ZM28 139V138H27ZM27 139L26 140H24V141H27ZM33 139H35V137L33 138ZM38 140H39V138H37ZM53 139V138H52ZM58 139V138H57ZM67 139V138H66ZM80 139V138H79ZM114 139V140H113ZM185 139V138H184ZM1 140V139H0ZM23 140V139H22ZM36 140V139H35ZM45 140V139H44ZM188 140V139H187ZM249 140V141H248ZM4 141V140H3ZM6 141H8V140H6ZM5 141V142H6ZM42 141V140H41ZM77 141V140H76ZM79 141V140H78ZM117 141H118V139H117ZM215 141V142H214ZM246 141H248V142H246ZM12 142V141H11ZM22 142V141H21ZM29 142V141H28ZM40 142V141H39ZM49 142V141H48ZM199 142V141H198ZM3 143V142H2ZM8 143H9V141H8ZM116 145H115V144ZM118 143H119V141H118ZM154 143V142H153ZM200 143H202V142H200ZM6 144V143H5ZM30 144H31V142H30ZM56 144V143H55ZM54 144V145H55ZM70 144H74L73 142L72 143H70ZM75 144H77V143H75ZM85 142H82V143H80V146H83V147H85ZM97 144H99L100 146H105L104 147V149H101V147L100 148H97ZM164 143H161V145H163ZM166 144H164V145H166ZM209 144V145H210ZM214 144V145H213ZM7 146H8V144H6ZM32 145V144H31ZM106 145H107V147H106ZM227 145H230L229 147L227 146ZM2 146V148H3V145H1ZM9 146H10V144H9ZM12 146H13V144H12ZM36 146V145H35ZM66 146V145H65ZM205 146V145H204ZM227 146V147H226ZM5 147V146H4ZM44 147V146H43ZM79 147V146H78ZM112 147H114V149H112ZM156 147H158V146H156ZM208 147V146H207ZM217 147V146H216ZM69 148V147H68ZM229 148V149H228ZM34 149V148H33ZM39 149V148H38ZM41 149V148H40ZM45 149V148H44ZM44 149H42V150H44ZM49 149H52V148H50L49 147ZM55 149V148H54ZM71 149V148H70ZM206 149V148H205ZM217 149H220V148H217ZM252 149V148H251ZM42 150H41V153H42ZM53 150V149H52ZM163 150H165V149H163ZM208 150V149H207ZM69 151V150H68ZM119 151V150H118ZM16 152H17V150H16ZM39 152V151H38ZM51 152V151H50ZM68 155H70V153L71 152H73V154H74V152H78V154H80V152H79V148H77L76 147V145H75V149H73V151H71V152H67V151H65ZM162 152V151H161ZM216 152V151H215ZM62 153V152H61ZM200 153V152H199ZM202 153V152H201ZM208 153V152H207ZM218 153V152H217ZM217 153H215V154H211L212 156L209 158V156H208V158L209 159H206V160H209V162H213L214 160H216V158H217V156H216V154ZM227 153H230V156L227 154ZM245 153V152H244ZM247 153V152H246ZM254 153H255V151H254ZM44 154V153H43ZM45 154H46V152H45ZM47 154H48V152H47ZM49 154H51V153H49ZM77 154V153H76ZM117 154V153H116ZM182 154V153H181ZM187 154H188V152H187ZM52 155V154H51ZM51 155H49V156H51ZM54 155V154H53ZM66 155V154H65ZM64 155V156H65ZM109 155V154H108ZM119 155V154H118ZM142 155V154H141ZM145 155H143V156H145ZM244 155V154H243ZM248 155V154H247ZM250 155H251V152H250ZM255 155H257V154H255ZM262 155V154H261ZM24 156V155H23ZM46 155H44V157H45ZM76 156V155H75ZM105 156H107V159H108V157H109V159L110 160H108V162L106 163L105 161H107L106 160V157ZM115 156V155H114ZM120 156V155H119ZM259 156V155H258ZM22 157V156H21ZM25 157V156H24ZM28 157V156H27ZM54 157H55V155H54ZM57 157H59V155L57 156ZM94 157V158H95ZM116 157H117V155H116ZM115 157V158H116ZM179 157H180V155H179ZM183 157V156H182ZM260 157V156H259ZM259 157H257V158H255V160H257ZM47 158V157H46ZM56 158V157H55ZM61 158V157H60ZM72 158H74V157H72ZM78 158V157H77ZM93 158V160H95ZM112 158H114V157H112ZM118 158V157H117ZM252 157L250 156L249 158H247V159H249V160H252L251 159ZM27 159V158H26ZM32 159V158H31ZM42 159H44V158H42ZM61 159H63V155H62V158ZM76 159V158H75ZM74 159V160H75ZM118 159H120V158H118ZM260 159H261V162H262V167H263V174H264V155H262L261 157H260ZM218 160V159H217ZM255 160H253L252 162H249L248 164V169H246V170H248V179L246 180V182L244 183V187H245V189L247 190V192L246 193H248V191H249V197L248 198H246L245 200H244V202H239V206H238V203H237V205L235 206V205H231V206H229V207H227L226 206V208H224L223 210L224 211H226L227 213H228V222L227 223H223V222H221L219 219H218V214L221 212V211H217L214 215L213 214H211V215H213L212 216V220H213V222L212 223H209V222H207L206 223V221L205 222H202V223H200V226H202V228H203V230H204V238L205 239H207L208 240V242H210V240H211V237L213 236V235H218L219 237L221 236H224V235H229V241H231V242H234V243H237V245L241 248V249H243V243H246V242H248L249 241V239H252L251 238V235H250V231H247V230H245L244 229V227H243V222H244V220H247L245 217H244V215H243V211H247V209H251L252 208V203H253V200H257V202L256 203H254V204H257V206L259 205V200H261L262 201V203H263V205H264V198H262V197H264V195H257V193H258V191L257 190H255L256 189V186H257V182L258 181H255L254 179L252 180V178L256 175V170H257V168L255 167L256 165H257V163L255 164V166H254V162H255ZM20 161V160H19ZM26 161V160H25ZM43 161V160H42ZM41 161V162H42ZM49 161V162H48ZM76 161V160H75ZM98 161V160H97ZM100 161V160H99ZM114 161H116L115 159H114ZM118 161V160H117ZM32 162V161H31ZM40 162V161H39ZM39 162H34L35 164L36 163H39ZM45 162H48V164H49V167H51V166H54V164L55 165H62V160H57V159H54L53 157H50L49 159H47V161H45ZM74 162V161H73ZM177 162H178V164H177ZM66 163H69L70 164V162H66ZM96 163V162H95ZM106 163V164H105ZM111 163V162H110ZM109 163V165H111L112 166V164H110ZM114 163V162H113ZM118 163V162H117ZM116 163V164H117ZM203 163H204V161H203ZM32 165V171H34L33 172V175H36L37 177H40V176H42L43 177V179H45L46 180V182L49 180V181H54L57 185H59L58 183H60L59 182V180H58V176H54L53 174H52V172L51 171H49V172H47V171H45V167L43 168L42 166L44 165V163L42 164V166L41 165ZM41 164V163H40ZM101 164V165H102ZM229 164V165H228ZM45 165H46V163H45ZM108 165V164H107ZM212 165V164H211ZM258 165H260L259 163H258ZM257 165V166H258ZM46 166H48V165H46ZM103 166V165H102ZM111 166H107V167H111ZM205 166H207V165H205ZM27 167V166H26ZM25 167V168H26ZM57 167V166H56ZM107 167H103L104 169L105 168H107ZM213 167V166H212ZM261 167V166H260ZM60 168H61V166H60ZM95 168H96V170H92L91 172H94V175H91V176H93L92 178H94L95 180H98V182L103 178V174H102V178H101V174L98 172L99 170H100V168H99V164L97 165V166H95ZM99 168V169H98ZM159 168L160 169H162V163H161V165H159ZM219 168V169H220ZM29 169H30V167H29ZM29 169L28 170H26V171H29ZM57 170L59 169V168H56ZM63 169V168H62ZM98 169V170H97ZM5 170V169H4ZM8 170V169H7ZM51 170V169H50ZM122 170L124 171L122 174L123 175H125L126 174V168L125 167H123L122 168ZM31 170H30V172H32ZM63 171H65V170H63ZM83 171H85V173H86V171L87 170H81V171H78V173L77 174H80L81 172H83ZM101 171V170H100ZM207 171H209V170H207ZM213 171V170H212ZM221 171V170H220ZM75 172V171H74ZM77 172V171H76ZM103 172V171H102ZM105 172H107V171H105ZM104 172V173H105ZM108 172H109V169H108ZM107 172V174L105 175V177H107L108 179H109V173ZM112 173L111 174H113V177H114V172H115V170H113V171H111ZM7 173V172H6ZM59 173V172H58ZM118 173V172H117ZM208 173V172H207ZM31 175H32V173H30ZM66 174V173H65ZM165 174L168 176V174L166 173V171H165ZM262 174V175H263ZM8 175H10V172L8 173ZM22 175V174H21ZM29 175V174H28ZM27 175V176H28ZM75 175V174H74ZM84 175V174H83ZM245 175H246V171H245ZM1 176V175H0ZM7 176V175H6ZM36 176H34V177H36ZM60 176H62V175H60ZM79 176V175H78ZM89 176V175H88ZM126 177L125 178H127L128 176L127 175H125ZM194 176V175H193ZM258 176H260V175H258ZM17 177H19V176H17ZM21 177V176H20ZM25 177V176H24ZM23 177V178H24ZM83 177V176H82ZM81 177V178H82ZM90 177V176H89ZM104 177V179L105 180H107L106 178ZM112 177V178H113ZM191 177V176H190ZM207 177V176H206ZM256 177V176H255ZM2 178V177H1ZM26 178V177H25ZM179 178V177H178ZM209 178V177H208ZM215 178V177H214ZM261 178H263V176L261 177ZM20 179V178H19ZM103 179V180H104ZM206 179V178H205ZM2 180H3V178H2ZM2 180H1V182H2ZM8 180V179H7ZM14 180V179H13ZM35 180H36V178H35ZM180 180V179H179ZM210 180V179H209ZM259 180V179H258ZM6 181V180H5ZM9 181V180H8ZM19 181V180H18ZM17 181V182H18ZM20 181H21V179H20ZM26 181H27V178H26ZM31 181V180H30ZM78 181V180H77ZM176 181V180H175ZM215 181V180H214ZM228 181V180H227ZM16 182V181H15ZM35 182H37V181H35ZM94 182V181H93ZM193 182V181H192ZM262 182V181H261ZM18 183H20V182H18ZM28 183V182H27ZM48 183V182H47ZM46 183V184H47ZM79 183H80V181H79ZM101 183H103V182H101ZM101 183H100V185H101ZM107 183V182H106ZM105 183V184H106ZM204 183V182H203ZM210 183V182H209ZM7 185V184H12V182L11 183H4V185ZM16 185H17V183H15ZM21 184V183H20ZM25 184H26V182H25ZM36 184V183H35ZM55 184V185H56ZM198 184V183H197ZM4 185H2V183H1V186H4ZM24 185V184H23ZM53 185H54V183H53ZM97 185H98V183H97ZM196 185V184H195ZM200 185V184H199ZM217 185V184H216ZM12 186H14V185H12ZM103 186V185H102ZM106 186H109L108 184L106 185ZM105 186V187H106ZM127 186V185H126ZM181 186V185H180ZM224 186V185H223ZM14 187H16V186H14ZM17 187H18V185H17ZM59 186H57V188H58ZM104 187V186H103ZM110 187H113V186H110ZM185 187V186H184ZM241 187V186H240ZM2 188V187H1ZM1 188H0V190H1ZM20 187H18L17 189H19ZM22 188H23V186H22ZM25 188V187H24ZM54 188H55V186H54ZM61 188V189H60ZM59 189H60V192H62L61 190L63 189V187H60ZM96 188V187H95ZM16 189V190H17ZM21 189V188H20ZM26 189V188H25ZM75 189V188H74ZM73 189V190H74ZM97 189H99V188H97ZM102 189V188H101ZM220 189H222V188H220ZM244 189V188H243ZM24 190V189H23ZM22 190V191H23ZM58 190V189H57ZM66 190H68V188H66ZM73 190H72V192H73ZM121 190H123V189H121ZM181 190H182V187H181ZM204 190H206V189H204ZM218 190V189H217ZM236 190V189H235ZM255 190V194H254V191ZM12 191V190H11ZM14 191V190H13ZM28 191V190H27ZM26 191V192H27ZM53 191V190H52ZM51 191V192H52ZM64 191V190H63ZM70 191V190H69ZM94 191V190H93ZM240 191V190H239ZM19 192V191H18ZM29 192V191H28ZM27 192V193H28ZM48 192H50V191H48ZM50 192V193H51ZM85 192V191H84ZM96 192V191H95ZM143 192V191H142ZM182 192V191H181ZM234 192V191H233ZM33 193V192H32ZM47 193V192H46ZM46 193H42V194H45V196H46ZM52 193H54V191L52 192ZM68 193V192H67ZM66 193V194H67ZM87 193V192H86ZM90 193H92V192H90ZM122 191H120L119 193L117 192V190H114L113 189V192H110V195H109V197H103L102 199H103V201L104 200H106L107 202L109 201L110 203H113V201H116V202H118V200H120L121 198H122ZM125 193V192H124ZM185 193V192H184ZM189 193V192H188ZM19 194H21V192L19 193ZM25 194V193H24ZM29 194V193H28ZM27 194V195H28ZM56 194H57V192H56ZM60 195H61V193H59ZM69 194H70V192H69ZM78 193H76L75 195H77ZM182 194H183V192H182ZM233 194H236V193H233ZM264 194V193H263ZM0 195H3L2 197H0V209L2 210V211H0L1 213H3L4 214V212H5V210H3V209H6L5 207H6V205H9V203L11 204V198L13 197H11V196H9V195H12V193H6L5 195L4 194H0ZM30 195V194H29ZM33 195V194H32ZM31 195V196H32ZM65 194H62V197L64 196ZM73 196H74V194H72ZM72 195H71V197H72ZM79 195L81 196V194L79 193ZM86 194H84V196H85ZM188 195V194H187ZM237 195H238V193H237ZM14 196H16V195H14ZM19 196V195H18ZM59 196V195H58ZM66 196V195H65ZM65 196H64V198H65ZM69 196V195H68ZM91 196V195H90ZM32 197H34V196H32ZM40 196H39V194H37V193H35V198L36 199H38ZM75 197H77V196H75ZM143 197V196H142ZM240 197H241V195H240ZM63 198V199H64ZM66 198H68V197H66ZM65 198V199H66ZM74 198V197H73ZM81 198V197H80ZM82 198H83V196H82ZM259 198H261V199H259ZM3 199V200H2ZM13 199V198H12ZM14 199H16L15 197H14ZM42 199V198H41ZM68 199H70V198H68ZM93 199V198H92ZM94 199H95V197H94ZM155 199V198H154ZM153 199V200H154ZM33 200V199H32ZM40 200V199H39ZM74 200V199H73ZM72 200V201H73ZM76 200H79V198H77ZM84 200H85V198H84ZM34 201H35V199H34ZM41 201V200H40ZM43 201V200H42ZM71 201V202H72ZM121 201V200H120ZM155 201V200H154ZM55 202V201H54ZM67 202H70V201H67ZM70 202V203H71ZM76 202V201H75ZM80 202V201H79ZM79 202H76V203H74V201L72 202V204L76 207V205H79V204H77V203H79ZM88 202V201H87ZM152 202V201H151ZM37 203V202H36ZM41 203V202H40ZM92 203V202H91ZM157 203V202H156ZM13 204V203H12ZM16 204V203H15ZM44 204V203H43ZM96 204V203H95ZM46 205V204H45ZM152 205V204H151ZM150 205V206H151ZM12 205H10V207H11ZM89 206H92V204L91 205H89ZM160 206V205H159ZM188 206H189V204H188ZM48 207V206H47ZM154 207V206H153ZM162 207V206H161ZM190 207V206H189ZM78 208L80 209V207L78 206ZM78 208H76V210H78ZM188 208V207H187ZM255 208V207H254ZM261 208H262V206H261ZM44 209H45V206H44ZM75 209V208H74ZM85 209H87V208H85ZM152 209V208H151ZM162 209V208H161ZM46 210V209H45ZM48 210V209H47ZM81 210V209H80ZM155 210V209H154ZM158 210V209H157ZM163 210V209H162ZM192 209H190V211H191ZM218 210V209H217ZM159 211V210H158ZM161 211V210H160ZM159 211V212H160ZM179 211V210H178ZM253 211H255L254 209H253ZM18 212V211H17ZM78 212V211H77ZM13 213H16V212H13ZM80 213V212H79ZM43 214V213H42ZM162 214V213H161ZM5 215H7V212H6V214ZM149 215V214H148ZM182 215V214H181ZM13 216V215H12ZM248 216V215H247ZM260 216V215H259ZM4 217V216H3ZM3 217H1V218H3ZM7 217V216H6ZM149 217V216H148ZM160 217H161V215H160ZM175 217V216H174ZM177 217V216H176ZM191 217V216H190ZM40 218V217H39ZM162 218V217H161ZM188 218V217H187ZM201 218V217H200ZM200 218H198V219H200ZM206 218H208V217H206ZM210 218V217H209ZM24 219V218H23ZM47 219V218H46ZM177 219H178V217H177ZM186 219V218H185ZM197 219V220H198ZM181 220V219H180ZM205 220V219H204ZM209 220V219H208ZM2 221V220H1ZM44 221V220H43ZM199 221V220H198ZM258 221V220H257ZM3 222H4V220H3ZM61 222V221H60ZM72 222V221H71ZM6 223V222H5ZM73 223V222H72ZM75 223H77V222H75ZM182 223V222H181ZM3 224V223H2ZM195 224V223H194ZM241 224V225H240ZM44 225V224H43ZM65 225V224H64ZM70 225H72V224H70ZM70 225H68V226H70ZM186 225V224H185ZM191 225H193V224H191ZM29 226V225H28ZM61 226V225H60ZM80 226H82V225H80ZM149 225H147V227H148ZM254 226V225H253ZM264 227V226H263ZM79 228V227H78ZM80 228H85V226L83 227H80ZM201 228V227H200ZM251 228V227H250ZM72 229V228H71ZM179 229V228H178ZM84 230V229H83ZM202 230V231H203ZM258 230V229H257ZM264 230V229H263ZM263 230H260V233H261V231H263ZM65 231V230H64ZM66 231H67V229H66ZM65 231V232H66ZM74 231V230H73ZM85 231V230H84ZM201 231V232H202ZM254 231V230H253ZM64 232V234L65 235H67L68 233H65ZM72 231H70V235H73L72 233H71ZM216 232H217V234H216ZM82 233H83V231H82ZM84 233H86V231L84 232ZM84 233H83V235H84ZM254 234H257L256 233V231H254L253 232ZM68 234V235H69ZM83 235H82V237H83ZM80 236V235H79ZM79 236H78V238H79ZM87 237H89L88 235H86ZM201 236V235H200ZM60 237V236H59ZM70 238H72L71 236H69ZM85 237V236H84ZM83 237V238H84ZM176 237V236H175ZM58 238V237H57ZM61 238V237H60ZM70 238L68 239V241L70 240ZM76 238V237H75ZM83 238H81L82 240H83ZM203 238V239H204ZM249 238V239H248ZM77 239V238H76ZM85 239V238H84ZM86 239H88V238H86ZM226 238H224V240H225ZM256 239V238H255ZM254 239V240H255ZM258 239H260V238H258ZM58 240V239H57ZM67 240V239H66ZM81 240V242H83ZM196 240V239H195ZM199 240V239H198ZM218 240H219V238H218ZM51 241V240H50ZM53 241V240H52ZM84 241H87V240H84ZM226 241V242H225ZM224 241V243L222 244V246H218V245H215V247L216 248H218V249H220V248H225V249H227L226 250V261H227V264H243V260H238V251L235 249V247L234 246H230V243H229V241L227 242V239ZM256 241H257V239H256ZM57 242V241H56ZM56 242H55V245H56ZM59 242V241H58ZM63 242V241H62ZM250 242V241H249ZM253 242V241H252ZM252 242H250V243H252ZM53 243V242H52ZM78 243V242H77ZM174 243V242H173ZM254 243V242H253ZM257 243H258V241H257ZM261 243V242H260ZM264 243V242H263ZM60 244V243H59ZM83 244V243H82ZM146 244V243H145ZM177 244H178V242H177ZM202 244V243H201ZM36 245V244H35ZM50 245V244H49ZM63 245H64V243H63ZM69 245V244H68ZM179 245H180V247H178V250H177V253L179 252V251H182L181 249H182V246L183 245H181L180 243H179ZM257 245V244H256ZM151 246V245H150ZM156 246V245H155ZM246 246H248V245H246ZM52 247V246H51ZM56 247H58V246H56ZM2 248H3V246H2ZM5 248V247H4ZM30 248V247H29ZM35 248V247H34ZM33 248V249H34ZM55 248V247H54ZM71 248V247H70ZM160 248V247H159ZM253 248H255V244L253 245ZM52 249V248H51ZM150 249H151V247H150ZM249 249H250V247H249ZM35 250V249H34ZM45 250V249H44ZM66 250H68V248L66 249ZM65 250V251H66ZM69 250H71V249H69ZM154 250V249H153ZM43 251V250H42ZM47 251H48V249H47ZM56 251H59L58 249L56 250ZM7 252V251H6ZM15 252V251H14ZM31 252H33V251H31ZM55 252V251H54ZM67 252V251H66ZM20 253V252H19ZM22 253H23V251H22ZM58 253V252H57ZM57 253H56V255H57ZM59 253H60V251H59ZM174 255L176 256V246H175V248H174ZM191 253V252H190ZM46 254V253H45ZM61 254H62V251H61ZM7 255V254H6ZM54 255H55V253H54ZM59 255V254H58ZM63 255V254H62ZM66 256H68L67 255V253L65 254ZM179 255H181V254H179ZM5 256V255H4ZM65 256V257H66ZM46 257H47V255H46ZM45 257V258H46ZM245 257H246V255H245ZM251 257V256H250ZM256 257V256H255ZM53 258H55V257H53ZM63 258V257H62ZM174 258H176V257H174ZM234 258H235V260H234ZM247 258V257H246ZM48 259V258H47ZM172 259H173V257H172ZM171 259V260H172ZM52 260V259H51ZM2 263V262H1ZM9 263V262H8ZM196 263H200L199 262V260H197L196 261ZM206 262H204L203 264H205ZM166 264V263H165Z\"/></svg>","mask_w":264,"mask_h":264},{"label":"water","instance_id":"3","mask_svg":"<svg viewBox=\"0 0 264 264\" xmlns=\"http://www.w3.org/2000/svg\"><path fill=\"white\" fill-rule=\"evenodd\" d=\"M60 0H0V36L5 32H19L25 28L34 16L55 4ZM10 62H23V59L13 58ZM73 96H81L82 92L79 88L73 87L69 90ZM32 106L36 108L37 104ZM228 213L222 210L218 214V219L228 222Z\"/></svg>","mask_w":264,"mask_h":264}]
</instances>
